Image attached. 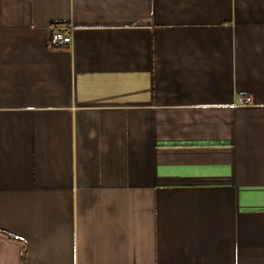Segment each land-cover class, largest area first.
Listing matches in <instances>:
<instances>
[{"label": "crops", "instance_id": "crops-1", "mask_svg": "<svg viewBox=\"0 0 264 264\" xmlns=\"http://www.w3.org/2000/svg\"><path fill=\"white\" fill-rule=\"evenodd\" d=\"M0 264H264V0H0Z\"/></svg>", "mask_w": 264, "mask_h": 264}, {"label": "built area", "instance_id": "built-area-1", "mask_svg": "<svg viewBox=\"0 0 264 264\" xmlns=\"http://www.w3.org/2000/svg\"><path fill=\"white\" fill-rule=\"evenodd\" d=\"M71 38L72 32L66 25L54 24L50 27L47 41L50 46H60L70 42Z\"/></svg>", "mask_w": 264, "mask_h": 264}, {"label": "trees", "instance_id": "trees-1", "mask_svg": "<svg viewBox=\"0 0 264 264\" xmlns=\"http://www.w3.org/2000/svg\"><path fill=\"white\" fill-rule=\"evenodd\" d=\"M9 236H12V237H15V236H13V235H10V234H8Z\"/></svg>", "mask_w": 264, "mask_h": 264}]
</instances>
